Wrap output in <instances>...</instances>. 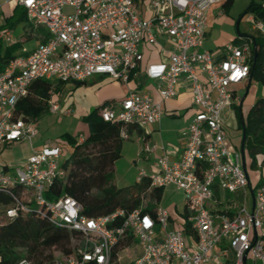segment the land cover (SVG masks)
I'll list each match as a JSON object with an SVG mask.
<instances>
[{
	"label": "built area",
	"instance_id": "2783aa9c",
	"mask_svg": "<svg viewBox=\"0 0 264 264\" xmlns=\"http://www.w3.org/2000/svg\"><path fill=\"white\" fill-rule=\"evenodd\" d=\"M140 2L147 18L142 16ZM223 2L16 0L47 38L0 69V153L39 136V120L18 110L35 81L73 83L101 76L127 85L139 78L144 44L167 54L166 61L146 69V76L158 82V100L147 92L129 89L121 102L100 110V118L121 123L120 138L127 141L128 127L160 124L163 102L176 96L181 82L188 85L196 109L181 156L171 160L162 149L152 171L140 169L136 178L137 183L149 182L148 196L153 188L173 187L181 193L187 218L178 217V227H172L168 209L150 200H143L141 208L132 212L118 210L95 219L82 215L81 206L68 195L46 200L52 186L66 182L64 164L70 152L59 142L33 152L22 163L0 166V193L14 199V205L5 211L7 218L14 219L19 211L34 213L54 228L79 235L72 253L61 255L55 264H119L117 255L113 259V249L128 238L139 252L131 264H247L249 260L264 264V185L250 186L242 153L229 145L221 119L225 109L242 103L240 91L251 80V44L257 37L242 36L238 45L227 44L219 52L203 49L208 11ZM247 22L264 39V21L249 13ZM12 40L10 31H0L2 44L8 46ZM48 112L60 113L54 95ZM61 114L70 116L71 111ZM77 141L81 143L83 136ZM155 152V145L143 143L139 155L147 160ZM214 187L229 194L246 195L250 190L251 209L243 201L230 215L212 213L209 204ZM15 189H23L30 199L25 203L15 197ZM148 204L154 206L153 215L141 213ZM117 219L122 220L118 226L114 225ZM186 223L190 236L182 230ZM223 242L225 248L214 253ZM18 264L34 263L22 259Z\"/></svg>",
	"mask_w": 264,
	"mask_h": 264
},
{
	"label": "trees",
	"instance_id": "16d2710c",
	"mask_svg": "<svg viewBox=\"0 0 264 264\" xmlns=\"http://www.w3.org/2000/svg\"><path fill=\"white\" fill-rule=\"evenodd\" d=\"M264 1V0H261ZM233 0H225L222 4L226 13ZM254 13L264 21V7L251 4L244 14ZM25 15L23 8L16 6L11 17ZM243 16V15H242ZM241 16V17H242ZM240 17V19H241ZM31 32V30H30ZM33 32V31H32ZM40 35L44 42L47 34L44 31L34 32ZM237 44V39L233 40ZM4 57L0 56V69L13 53L6 49ZM250 76L257 84L264 85V39L253 38L251 44ZM66 82L52 83L45 80L35 81L29 95L23 99L18 110L24 115L39 120L48 112V103L52 96L59 93ZM75 89L84 82H73ZM138 88V87H137ZM106 107V103L94 108L82 122L84 131L77 132L75 136L64 135L58 139L59 143L72 147L70 157L64 164L67 171L66 182H58L45 194V199L52 201L68 195L75 199L81 206V214L87 218H99L113 214L118 210L126 213L140 209L142 198L150 188L148 181L133 183L130 186L117 188L113 185L114 164L121 157L123 140L120 138L121 123L105 122L99 112ZM238 128L244 133L243 146L253 159L256 154H264V98L258 99L248 110L244 117L241 108H235ZM132 127H128L130 131ZM83 136L79 143L77 137ZM264 185L260 181L258 186ZM164 188H153L149 194L151 201L160 203ZM13 195L26 203L30 195L23 189H15ZM14 199L8 193H0V264H18L20 260L27 259L34 264H55L56 258L52 250L59 251L62 255H70L74 249L72 241L80 239L79 235L65 229L50 226L47 219L37 214H29L19 211L14 219L5 216V211L14 205ZM154 206L148 204L141 209L142 214L153 215ZM187 218L185 210L183 214ZM121 219H117L114 225H120ZM182 230L186 236L192 235L190 226L186 223ZM131 238L120 242L113 249V259L116 255L132 242Z\"/></svg>",
	"mask_w": 264,
	"mask_h": 264
},
{
	"label": "crops",
	"instance_id": "0c3cea01",
	"mask_svg": "<svg viewBox=\"0 0 264 264\" xmlns=\"http://www.w3.org/2000/svg\"><path fill=\"white\" fill-rule=\"evenodd\" d=\"M223 4V3H222ZM18 6L16 4V0H0V17L3 15L5 16V19L12 16L14 9ZM140 9L142 12V16L147 18L148 14L146 12L145 6L143 2H140ZM207 21H208V14H207ZM206 21V23H207ZM38 30L44 31L43 28H39ZM37 30L31 32L28 30L26 33H28L25 38L23 36L22 39H20V43H24L27 39L33 40L34 42V48L30 51H24L22 55L20 54H14L13 57H23L26 56L28 53L33 51L35 47L41 42V39H39L40 35H36L34 32ZM45 32V31H44ZM46 33V32H45ZM205 31V36H206ZM47 36V35H46ZM242 37L241 35H238L237 44L233 43V40L235 38H231L228 42L226 41L223 44L217 45L214 52H219L222 50V48L227 44H233L238 45L240 43L239 38ZM21 38V37H20ZM160 41V40H159ZM205 41V39H204ZM161 42V41H160ZM1 43V42H0ZM8 47V46H7ZM9 48V47H8ZM7 48V49H8ZM203 49L204 43H203ZM208 51V50H207ZM7 51L5 50L4 53L2 52L1 57H4L6 55ZM142 53H143V60L141 63V72L139 75V78L136 80L131 81L129 84L125 85L119 81L113 80L109 77H101V76H95L92 77L84 82L82 85L83 87H90L92 89V100H94V103L96 104V107L101 106L102 104L106 103V107L111 104L113 101V98L120 97V100H123L124 97L127 95L129 89L136 90L138 92H147L152 95V97L155 100H158V82L150 80L146 76V69L150 65H156L161 62L166 61L167 54H161L160 50L157 46H149L144 44L142 47ZM1 54V53H0ZM252 79L248 84L245 85V92L242 95V103L239 107H233L229 109H225L221 114V119L224 122L225 118L224 116L227 115V117H230L232 114L236 118L235 114V108H241V113L245 117L249 108H243V102L244 98L248 92V87L251 83ZM109 85H108V84ZM138 87V88H137ZM98 92L97 96H95V93ZM110 96H112V99H107ZM95 107V108H96ZM163 117L159 125L156 126H150L144 129L139 128H131L130 131H128L129 141L130 139H133V145H134V154H133V164H141L142 167L140 169H144L146 171H152L153 169V163L155 162L156 158L162 155V149L167 154V156L171 160H177L181 153L184 150L185 141H186V129L193 119L196 109L194 108L192 104L191 99V93L189 91L188 85L185 82H181L176 89V96L172 99L165 100L163 102ZM237 120V119H236ZM238 126V124H237ZM242 131V130H241ZM80 132V131H79ZM82 132V131H81ZM228 139H229V145L241 152V148H243L242 156H243V162L245 165V169L247 172V165L249 164L248 159H246L247 154L249 152L244 149L243 146V131L241 134V139L239 143V147L235 148V146L232 144V141L229 137V133H227ZM58 142V141H56ZM24 143V142H22ZM27 144H19V147L22 148V160L17 162H12L10 164L5 163L4 165L7 166H14L19 163H22L25 161V159L31 155L33 152L40 150L42 147L50 144V143H44L40 140V137L37 139L32 140L31 142H26ZM143 143H148L149 145H155L156 146V152L153 154H150L147 160H143L141 155H139V151L141 150ZM16 144H12L11 146L7 148H11ZM62 144V143H61ZM65 145V144H64ZM68 146V145H67ZM66 147V145H65ZM6 148V149H7ZM68 150V147H66ZM4 149L0 155L6 150ZM257 157V158H256ZM258 157L259 153L255 155V157L250 162V168L255 169L258 165ZM264 166V162L261 164ZM139 169V170H140ZM248 179L250 186H258V183L262 180L264 181V172L260 175V177H256L254 179H251L248 172ZM250 190H248L247 194L244 195L242 192H236L234 194L226 193L216 187L213 188V201L209 204V210L212 211L214 214H227L230 215L234 212L237 206H239L243 201H245L247 207L251 209L252 207V198H251ZM175 206V205H174ZM180 207L181 209L178 211L177 207ZM178 206L176 205L174 208H172V205L165 206L166 209L170 212L172 216V227H178L177 218L178 217H184L183 214L185 212V205L184 201L181 197V200L178 202ZM226 242H223L221 246L216 248L214 250V253H216L220 248H225ZM128 248V250H127ZM139 255V252L136 249L135 242L132 241L128 247L121 250L117 254V258L119 260V264H131L133 258ZM231 258V257H230ZM230 264V263H229Z\"/></svg>",
	"mask_w": 264,
	"mask_h": 264
},
{
	"label": "rangeland",
	"instance_id": "374dc122",
	"mask_svg": "<svg viewBox=\"0 0 264 264\" xmlns=\"http://www.w3.org/2000/svg\"><path fill=\"white\" fill-rule=\"evenodd\" d=\"M251 4L264 7V1L261 0H233L229 10L224 13L222 4L213 5L208 11V21L206 23L207 33L204 41V48L210 52H214L217 45L223 44L226 41L228 42L231 38H237L238 35L261 38L250 30V25L247 22L249 14H244ZM5 16L6 15L0 17V31H10L13 40L12 43L8 45L9 48L0 43V55H2V52L4 53L7 48L11 53H17L20 55H22L24 51L28 52L32 50L34 48L33 40L27 39L24 43H20V39H22L23 36L27 38L26 35L28 33H26V31L38 30L40 27L37 23L35 21L28 20V18L23 14L17 15L5 22ZM241 16L242 18L240 19ZM239 19L240 21L236 26V22ZM244 92L245 90L240 91V95L242 96ZM97 94L98 92L95 93V96H97ZM91 95L92 89L88 86H80L75 89L72 82L66 83L61 88V91L54 95V98L59 102L60 113L52 114L47 112L39 119V136L37 138L40 137V140L44 143H55L66 134L75 136L77 132L84 131L85 126L82 119L96 107ZM260 98H264V85L257 84L254 80H252L244 98L243 108L245 109L251 107ZM107 99H112V96ZM113 101L114 102H111L109 105L118 104L122 100H120V97L118 96L113 98ZM66 109H70V116H64L61 114V112ZM224 118L225 129L227 133H229L232 144L235 148H238L242 131L237 126V120L233 114L230 117L225 115ZM133 141V139L123 141L121 157L114 164L112 183L117 188L127 187L135 183L139 169L142 167L141 164H133L132 158L135 151ZM19 144L27 143H18L11 148H7L0 155V166L4 165V162L10 164L12 162L22 160L23 152L22 148L19 147ZM65 145L68 147L67 151L71 153L72 147L69 146L67 142ZM246 159L250 160L247 165V172L250 178L254 179L256 177H260L262 172H264V166L261 165L262 162H264V154L259 153L256 170L250 168V162H252V160L249 154H247ZM181 197V193L177 192L173 187H166L164 188V193L159 206L165 207L172 205V208H174L176 205L178 206V202L181 200ZM142 200L151 201L147 193L143 196ZM32 206L34 208V205ZM177 209L179 211L181 208L178 206ZM78 240L79 239H74L72 241V247H75ZM52 255L57 259L60 258L62 254L57 250H52ZM247 264L253 263L249 260L247 261ZM256 264H259V262Z\"/></svg>",
	"mask_w": 264,
	"mask_h": 264
},
{
	"label": "water",
	"instance_id": "95a60500",
	"mask_svg": "<svg viewBox=\"0 0 264 264\" xmlns=\"http://www.w3.org/2000/svg\"><path fill=\"white\" fill-rule=\"evenodd\" d=\"M242 18V17H241ZM240 19L236 22V26L238 25ZM243 140H244V133H243ZM243 151V148H241V152Z\"/></svg>",
	"mask_w": 264,
	"mask_h": 264
}]
</instances>
